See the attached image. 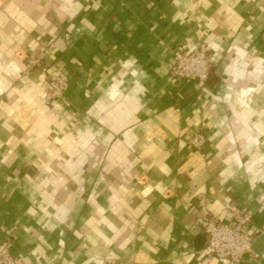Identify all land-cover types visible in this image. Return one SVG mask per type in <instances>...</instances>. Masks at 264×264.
Listing matches in <instances>:
<instances>
[{
    "label": "crops",
    "instance_id": "1",
    "mask_svg": "<svg viewBox=\"0 0 264 264\" xmlns=\"http://www.w3.org/2000/svg\"><path fill=\"white\" fill-rule=\"evenodd\" d=\"M198 40L203 90L170 74ZM226 202L252 214L241 264H264V0H0V241L18 264H226L193 218L228 221Z\"/></svg>",
    "mask_w": 264,
    "mask_h": 264
},
{
    "label": "built area",
    "instance_id": "2",
    "mask_svg": "<svg viewBox=\"0 0 264 264\" xmlns=\"http://www.w3.org/2000/svg\"><path fill=\"white\" fill-rule=\"evenodd\" d=\"M50 46L38 52L29 60L30 66H40ZM211 59L207 53L204 41L198 40L192 44L173 50V64L170 74L174 78L194 80L197 88L203 90L207 83ZM69 86L66 76L58 74L45 79L43 84V98L46 103L52 99H65ZM202 132H196L191 143L197 149L204 144ZM187 211L194 215L195 205L190 200H182ZM224 210L231 214L228 221H221L218 216L195 215L194 223L199 226L206 236V252L224 259L226 264H241L246 255L257 257L252 249V234L245 231V226L251 222V213L243 211L229 202L224 203ZM254 232L258 230L251 226ZM0 264H18L11 253V241H0Z\"/></svg>",
    "mask_w": 264,
    "mask_h": 264
},
{
    "label": "water",
    "instance_id": "3",
    "mask_svg": "<svg viewBox=\"0 0 264 264\" xmlns=\"http://www.w3.org/2000/svg\"><path fill=\"white\" fill-rule=\"evenodd\" d=\"M206 237V236H205Z\"/></svg>",
    "mask_w": 264,
    "mask_h": 264
}]
</instances>
